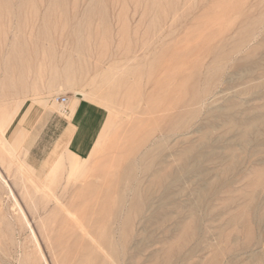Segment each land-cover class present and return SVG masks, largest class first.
<instances>
[{"label":"rangeland","instance_id":"1","mask_svg":"<svg viewBox=\"0 0 264 264\" xmlns=\"http://www.w3.org/2000/svg\"><path fill=\"white\" fill-rule=\"evenodd\" d=\"M59 94L72 139L35 179L5 137L25 103ZM0 115V168L16 175L12 200L0 201L9 215L0 264H93L83 232L103 233L117 213L104 201L117 206L131 184L161 212L146 230L149 211L135 218L128 251L157 252L143 264H264V216L257 239L246 238L255 172L264 173V0H0ZM79 133L71 164L65 152ZM182 217L189 228L178 227ZM170 229L190 235L175 255Z\"/></svg>","mask_w":264,"mask_h":264},{"label":"bare ground","instance_id":"2","mask_svg":"<svg viewBox=\"0 0 264 264\" xmlns=\"http://www.w3.org/2000/svg\"><path fill=\"white\" fill-rule=\"evenodd\" d=\"M56 2H57V0H56ZM3 4V3H2ZM57 5H58V3H57ZM54 6V5H53ZM3 7H4V5H3ZM51 7V6H50ZM57 7V6H56ZM55 7V8H56ZM48 8H49V6H48ZM52 8H54V7H52ZM55 10V9H54ZM62 11V10H61ZM47 12H48V9H47ZM55 13H56V10H55ZM262 18V17H261ZM259 20V19H258ZM47 21V20H46ZM47 23V22H46ZM50 29V28H49ZM53 30H55V29H53ZM52 31V30H51ZM55 32V31H54ZM78 34V33H77ZM79 35V34H78ZM42 36V35H41ZM77 37V36H76ZM42 38V37H41ZM78 38V37H77ZM85 38V37H84ZM83 38V39H84ZM53 39H55L54 37H53ZM43 40V39H42ZM56 40V39H55ZM84 41V40H83ZM82 41V42H83ZM85 41H86V39H85ZM77 42V41H76ZM75 42V43H76ZM81 42V43H82ZM87 42V41H86ZM55 44V43H54ZM86 44V43H85ZM81 45H84V44H81ZM85 46V45H84ZM83 46V47H84ZM17 47V46H16ZM15 47V49H17ZM38 47V46H37ZM82 47V48H83ZM35 48V47H34ZM76 48H77V45H76ZM84 48H87L86 46L84 47ZM83 48V49H84ZM33 49V48H32ZM14 50V49H13ZM47 50V49H46ZM31 51V50H30ZM33 51V50H32ZM45 51V50H44ZM52 51H53V49H52ZM13 52H16V51H13ZM12 53V52H11ZM86 53H88V51L86 52ZM13 54H11V56H12ZM11 56H10V58H11ZM17 57H19V55H16ZM83 56V55H82ZM85 56V55H84ZM83 56V57H84ZM87 57V56H86ZM79 58H80V56H79ZM88 58V57H87ZM70 60H72V59H70ZM19 61V60H18ZM75 62H76V59L74 60ZM86 61V60H85ZM65 62V61H64ZM77 62H79V61H77ZM81 62H82V59H81ZM18 63V66H20L21 64H23V62L20 60L19 62H17ZM86 63V62H85ZM84 63V64H85ZM6 64H9V62L8 63H6ZM87 64V63H86ZM11 65V64H10ZM31 65H33V64H31ZM35 65V64H34ZM75 65V64H74ZM79 65V64H78ZM7 66V70H8V68H10L11 69V67H8L9 65H6ZM29 66V65H28ZM17 67V66H16ZM69 67H71V64H70V62L68 63V65L66 66V68H69ZM74 67V66H73ZM72 67V68H73ZM32 68H34L33 66H32ZM29 69H31V68H29ZM6 70V69H5ZM63 70H64V68H63ZM67 70V69H66ZM11 71V70H10ZM15 71V70H14ZM14 71H13V73H14ZM132 71V70H131ZM16 72V71H15ZM7 73H8V71H7ZM11 73V72H10ZM16 73H18V71L16 72ZM16 76V75H15ZM19 77V79H20V76H18ZM17 78V77H16ZM74 78H75V75H74ZM81 78V77H80ZM208 78V77H207ZM207 78H206V80H207ZM10 79H13V78H10ZM15 79V78H14ZM18 79V80H19ZM68 79V78H67ZM6 80V79H5ZM9 80V79H8ZM70 80V79H69ZM74 80V79H73ZM78 80H80V79H78ZM193 80V79H192ZM7 81V80H6ZM15 81V80H14ZM21 81V80H20ZM129 81V80H128ZM127 81V82H128ZM194 81V80H193ZM193 81H192V83H193ZM5 82V81H4ZM11 82V81H10ZM16 82H18V81H16ZM22 82V81H21ZM20 82V83H21ZM207 82V81H206ZM208 82H209V80H208ZM7 83H9V82H7ZM19 83V82H18ZM17 83V84H18ZM74 83V82H73ZM16 84V83H15ZM22 84V83H21ZM208 85H209V83H207ZM9 85V84H8ZM20 85V84H19ZM18 85V86H19ZM3 86V85H2ZM15 86V85H14ZM17 86V85H16ZM17 86V87H18ZM195 86V85H194ZM6 87V86H5ZM10 87H11V85H10ZM19 87H22L21 85L19 86ZM23 87H24V85H23ZM207 87V86H206ZM206 87H204V88H206ZM8 88V87H7ZM16 88V87H15ZM190 88V87H189ZM4 90H8L9 91V89H5V88H3ZM14 89V88H13ZM22 89V88H21ZM15 90H17V89H14V91ZM23 90V89H22ZM22 90H20V91H22ZM206 90V89H205ZM207 91V90H206ZM18 92V91H17ZM196 92V91H195ZM204 94V93H203ZM188 95V94H187ZM190 95V94H189ZM200 95V94H199ZM198 95V96H199ZM190 97V96H189ZM192 97V96H191ZM204 97H205V95H204ZM188 98V97H187ZM187 98H186V101H187ZM196 99L195 100H197V96L195 97ZM199 100H202L201 98H200V96H199ZM37 101L39 102V103H45L46 101H47V99L46 98H39V99H37ZM54 101V100H53ZM191 102L190 103H192V98H191V100H190ZM193 102H194V100H193ZM57 103V102H56ZM194 103H196V101L194 102ZM194 103H192V104H194ZM60 105V104H59ZM3 107H4V105H3ZM5 107H7V106H5ZM6 109V108H5ZM8 109H10L9 108V106H8ZM9 111V110H8ZM83 113V112H82ZM193 113V112H192ZM194 113H195V111H194ZM3 114H5V113H3ZM1 116V115H0ZM83 117V119H82V122H81V119L80 118H82ZM82 117L81 116H79L76 120H77V125L79 124V127H81V131L83 132V131H85V128L87 127V122H88V114H86V113H84V114H82ZM6 118L4 117V116H2V118H0V127H1V130H2V133H3V124H4V120H5ZM84 135V133H79V135L77 136V137H75V139H73V142H72V145H71V147L65 152V155H66V157H67V159H68V161L71 163V164H74L75 163V161L77 160V156L79 155L78 153H77V150L79 149V148H81L82 146H84L83 145V138H82V136ZM90 137V136H89ZM6 141V140H5ZM88 141V140H87ZM89 141H91V140H89ZM1 146V145H0ZM7 150V149H6ZM262 162H264V161H262ZM131 164H133V163H131ZM260 164V163H259ZM135 165V164H134ZM261 165V164H260ZM263 166H264V163H263ZM130 168V167H129ZM257 168V167H256ZM264 169V168H263ZM51 171V170H50ZM253 171V170H252ZM255 171V170H254ZM253 171V172H254ZM170 174H171V171H170V169L169 170H165V171H163L162 173H158V172H156V176H157V179H156V181H158V180H160L161 178H163V177H167V176H170ZM264 173L261 171V170H258V171H256L255 172V178H254V181H253V187H254V190H252V191H254V192H252V193H254L253 194V202H252V204H251V218L250 219H248L249 221V223H250V225L249 224H247L246 225V227H248L249 228V230H248V237H246V238H248L249 239V237L251 238V240L253 241H255L256 239H257V237H258V229L260 228V224H261V222H262V220H263V216H264V213H262L260 210H261V205H260V199H259V195H258V192H257V190H256V186H259V183H261L260 185H262V187H264V180H262L263 182H260V178L262 177V175H263ZM132 175V174H131ZM48 177V176H47ZM0 178L3 180V182L5 183V185L8 187V189H9V192L11 193V189L9 188V186H8V183H7V181L4 179V178H2V176H1V173H0ZM135 178H137V177H135ZM160 178V179H159ZM132 179V178H131ZM138 179V178H137ZM251 179V178H250ZM263 179H264V177H263ZM132 180H134V179H132ZM135 181V180H134ZM133 182V181H132ZM250 182V181H249ZM136 183V182H135ZM134 183V184H135ZM139 183V182H138ZM249 184V183H248ZM136 185V184H135ZM133 186V184H131V187H129V189L127 190V193H126V195L124 196V197H121L120 198V200H118V205L117 206H114L113 207V204H112V201L110 200V199H106L105 201H104V203H103V205H105V206H109L111 209H114V210H116L117 211V213L116 214H114V222L112 223V224H107L106 226H105V229H107V231L112 235V238H110V237H107V238H105V236H104V234L103 233H105V229H104V232L103 233H101V232H99L98 230H99V228L101 227L100 225H96V224H94L93 226H92V229H90L91 231H84L83 232V236H85V237H88L93 243H94V249H91L90 248V251L92 252V254H93V264H123V263H126V264H137L138 262H140L141 260V264H143L144 262H146V261H149V260H154L155 261V258H156V255H157V252L156 251H152V252H148L149 254H147V255H145L144 254V248H142L141 246L140 247H138V246H135L136 248L134 249V251L132 252V253H130L129 251H128V249L130 248V244H132V242H133V240H132V238H134L133 236V234H132V229H134V228H136V219L135 218H137V217H139V216H141L143 219H144V216L142 215L143 213H145L147 210L149 211V217H148V219L147 220H144L143 222H142V229L143 230H146V228L147 229H149V228H151L152 226H154L155 224H157L158 223V220H159V218H160V215H161V212L159 211V209L158 208H152L153 207V203H154V200H153V198H150L149 196H146L145 194L143 195V194H139L138 195V192H140V191H138V189H137V187L136 186ZM141 185V184H140ZM133 186V187H132ZM140 190V189H139ZM143 192V191H142ZM249 193V192H248ZM168 194V193H167ZM243 195H245V194H243ZM247 196H249V195H246V197ZM251 199V198H250ZM249 200V199H248ZM251 202V201H250ZM249 205V204H248ZM244 207H245V205H244ZM247 207V206H246ZM18 208H19V211H21V213H24V211H23V209L21 208V206L20 205H18ZM249 208H250V206H249ZM248 208V210H250ZM243 210V209H242ZM121 212H124L123 214L121 213ZM242 212H244V211H242ZM245 213V212H244ZM162 214H163V217H164V220L165 221H167V219H168V217H169V209H164V211L162 212ZM243 214V213H242ZM239 215V214H238ZM245 217H246V215L245 214H243ZM244 220L246 221V219L244 218ZM113 225V226H112ZM181 227V228H183V229H185V228H189L190 227V224L189 223H187L186 221H185V219H184V217H182V220H181V222L179 223V225H178V227ZM104 227V226H103ZM103 227H101V228H103ZM243 227V226H242ZM245 227V226H244ZM243 227V228H244ZM100 230H102V229H100ZM238 230H239V228H238ZM240 230H241V228H240ZM172 230L170 229V234L169 235H167V239L166 240H168V239H170L171 240V244L169 243L168 244V248H167V253H168V255H175L177 252H178V250H179V248H181L182 247V244H183V242H185L188 238H190V235H184V233H182V234H180L179 236H178V238H176V237H174L173 235V232H171ZM32 232H33V230H32ZM79 233H80V231H78ZM93 233V234H92ZM102 234V235H101ZM109 234V235H110ZM241 234V233H240ZM82 235V234H81ZM225 236H226V233L224 234ZM223 235V236H224ZM242 235H244V234H242ZM32 236V238L35 240V235L34 234H32L31 235ZM104 236V237H103ZM152 237H153V235H152ZM150 237L151 238V240H150V243L151 244H153V243H155L156 242V239H155V237ZM226 238V237H225ZM173 239H175V240H173ZM245 239V238H244ZM227 240V239H226ZM246 240V239H245ZM250 240V241H251ZM87 241V240H86ZM169 241V240H168ZM247 241V240H246ZM249 241V242H250ZM248 243V242H247ZM87 246V245H86ZM85 247V245H83V248ZM85 248H88V247H85ZM97 250H100V251H97ZM84 255V254H83ZM88 255V254H87ZM86 256V255H85ZM87 259H89V257H87ZM85 257H81L80 259H79V261L78 262H76V264H91L90 263V261L89 260H87ZM203 259V258H202ZM212 262V261H211ZM149 263V262H148ZM216 262H214V264H215ZM140 264V263H139ZM212 264V263H211Z\"/></svg>","mask_w":264,"mask_h":264},{"label":"crops","instance_id":"3","mask_svg":"<svg viewBox=\"0 0 264 264\" xmlns=\"http://www.w3.org/2000/svg\"><path fill=\"white\" fill-rule=\"evenodd\" d=\"M68 103V101H67ZM52 100L49 104L29 101L24 104L17 117L9 127L5 140L13 151L20 153L19 161L30 168L35 179H42L49 170V163L58 150L71 142V136L67 134L69 120L63 115L65 107ZM57 105L62 109L59 111ZM5 131V120L3 124V136ZM1 169V168H0ZM27 171V169H23ZM9 187H13L16 177L15 170L5 173ZM26 173V172H25ZM8 189L0 179V201L12 200L8 196ZM6 193V194H5ZM6 195L8 197H6ZM9 215H1L0 217Z\"/></svg>","mask_w":264,"mask_h":264},{"label":"built area","instance_id":"4","mask_svg":"<svg viewBox=\"0 0 264 264\" xmlns=\"http://www.w3.org/2000/svg\"><path fill=\"white\" fill-rule=\"evenodd\" d=\"M53 100L59 103L60 105L64 106L68 101V97L66 95L59 94L56 95Z\"/></svg>","mask_w":264,"mask_h":264}]
</instances>
